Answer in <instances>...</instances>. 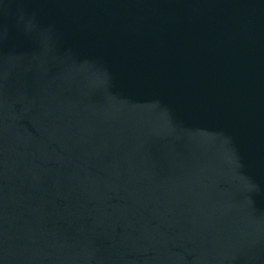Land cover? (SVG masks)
<instances>
[{
	"label": "water",
	"instance_id": "water-1",
	"mask_svg": "<svg viewBox=\"0 0 264 264\" xmlns=\"http://www.w3.org/2000/svg\"><path fill=\"white\" fill-rule=\"evenodd\" d=\"M0 264H264V0H0Z\"/></svg>",
	"mask_w": 264,
	"mask_h": 264
}]
</instances>
